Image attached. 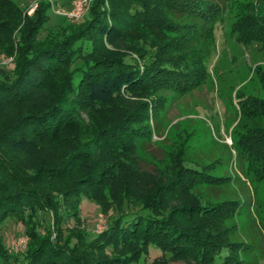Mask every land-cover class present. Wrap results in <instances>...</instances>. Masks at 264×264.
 Returning <instances> with one entry per match:
<instances>
[{"label": "trees", "instance_id": "trees-1", "mask_svg": "<svg viewBox=\"0 0 264 264\" xmlns=\"http://www.w3.org/2000/svg\"><path fill=\"white\" fill-rule=\"evenodd\" d=\"M232 1L94 0L80 24L66 17L46 28L50 1L30 13L0 0V54L12 58L0 64V264H142L152 249L164 264L246 263L249 243L236 237L243 203L218 195L230 178L214 162L193 164L180 149L144 192L136 184L157 92L208 82L207 55ZM237 3L236 41L264 47V0ZM257 99L240 101L243 116H264ZM252 124L233 147L264 176V126ZM85 195L104 212L121 208L94 236L80 215ZM11 219L25 226L23 252L4 245Z\"/></svg>", "mask_w": 264, "mask_h": 264}, {"label": "rangeland", "instance_id": "rangeland-1", "mask_svg": "<svg viewBox=\"0 0 264 264\" xmlns=\"http://www.w3.org/2000/svg\"><path fill=\"white\" fill-rule=\"evenodd\" d=\"M22 9L33 11L37 0H14ZM50 20L45 27L62 23L66 16L59 11H70L77 0H48ZM239 3L246 0H238ZM237 1V2H238ZM237 2H227L223 21L217 29V39L211 45L206 64L211 72L208 82L188 94H180L169 89L157 92L162 98V108L154 124L153 138L147 140L138 156L139 177L136 181L139 191L150 187L152 178L159 174L160 167L171 161L172 156L183 149V158L193 164L214 162L220 174L229 176L228 183L221 187L220 197H231L242 201L236 216L237 239L249 243L243 253L245 264H264V176L248 171V162L242 161L234 151L235 139L244 135L254 122L264 126V116L254 120L241 114L238 104L251 98L264 100V47L258 43H240L232 32L240 7ZM84 17L69 20L80 24ZM43 30L41 35H45ZM12 58L0 54V64H7ZM240 89L241 100L236 91ZM217 190V189H216ZM215 190V191H216ZM107 211L87 195L82 197L80 215L83 226L90 236L102 232L108 225L110 216L121 210L115 203H107ZM140 205H131L136 210ZM51 222L50 218H47ZM48 222L46 225H48ZM3 229L4 245L12 253L26 250L29 241L25 226L21 221L11 219ZM73 228L75 220L66 224ZM55 231L54 221L49 224ZM56 231L53 232V236ZM161 253L152 249L142 264H164L159 262ZM144 262V263H143ZM165 264H189L183 260L166 261Z\"/></svg>", "mask_w": 264, "mask_h": 264}, {"label": "built area", "instance_id": "built-area-1", "mask_svg": "<svg viewBox=\"0 0 264 264\" xmlns=\"http://www.w3.org/2000/svg\"><path fill=\"white\" fill-rule=\"evenodd\" d=\"M93 1L94 0H77L74 2V7L72 10L70 11L61 10L59 12L60 14L65 15L69 20H77L86 15Z\"/></svg>", "mask_w": 264, "mask_h": 264}]
</instances>
